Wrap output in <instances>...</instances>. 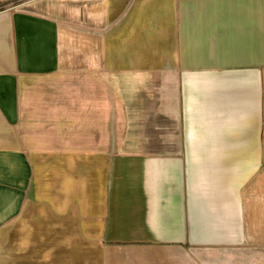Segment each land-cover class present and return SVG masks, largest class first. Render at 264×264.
I'll list each match as a JSON object with an SVG mask.
<instances>
[{"label": "crops", "instance_id": "crops-1", "mask_svg": "<svg viewBox=\"0 0 264 264\" xmlns=\"http://www.w3.org/2000/svg\"><path fill=\"white\" fill-rule=\"evenodd\" d=\"M0 264H264V0H0Z\"/></svg>", "mask_w": 264, "mask_h": 264}]
</instances>
